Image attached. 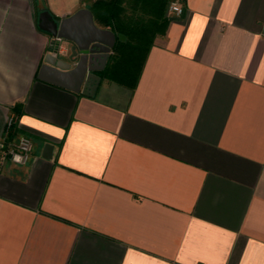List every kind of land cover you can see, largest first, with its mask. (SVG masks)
<instances>
[{"label":"crops","instance_id":"0c3cea01","mask_svg":"<svg viewBox=\"0 0 264 264\" xmlns=\"http://www.w3.org/2000/svg\"><path fill=\"white\" fill-rule=\"evenodd\" d=\"M96 1L0 0V145L33 143L0 167V264H264V0H185L93 95L39 80L40 14Z\"/></svg>","mask_w":264,"mask_h":264},{"label":"water","instance_id":"95a60500","mask_svg":"<svg viewBox=\"0 0 264 264\" xmlns=\"http://www.w3.org/2000/svg\"><path fill=\"white\" fill-rule=\"evenodd\" d=\"M38 28L51 37L71 44L66 61L54 55L47 56L38 79L86 95H93L97 89L100 77L96 73L105 69L116 39H124L96 27L88 9H81L59 23L47 11H43L39 16Z\"/></svg>","mask_w":264,"mask_h":264},{"label":"trees","instance_id":"16d2710c","mask_svg":"<svg viewBox=\"0 0 264 264\" xmlns=\"http://www.w3.org/2000/svg\"><path fill=\"white\" fill-rule=\"evenodd\" d=\"M120 0H98L92 6V13L96 22L110 29L117 37L114 46V56L108 76H131L136 57L144 54L153 44L158 34H163L171 19L166 16L171 0H133L129 6L132 16L122 17L124 9ZM147 16V20L134 17L135 13ZM17 133L14 128L7 137Z\"/></svg>","mask_w":264,"mask_h":264},{"label":"built area","instance_id":"2783aa9c","mask_svg":"<svg viewBox=\"0 0 264 264\" xmlns=\"http://www.w3.org/2000/svg\"><path fill=\"white\" fill-rule=\"evenodd\" d=\"M184 1L185 0H173L168 6L167 13L175 16L182 14ZM68 44L69 43L63 39L52 37L50 42L51 53L56 57L67 55ZM16 123L17 116L12 114L6 124V137L11 130L14 128L16 129ZM32 149L33 143L31 139L25 135L18 137L16 144L11 147H5V143H2L0 145V167L7 159L15 165L25 166L29 161Z\"/></svg>","mask_w":264,"mask_h":264},{"label":"rangeland","instance_id":"374dc122","mask_svg":"<svg viewBox=\"0 0 264 264\" xmlns=\"http://www.w3.org/2000/svg\"><path fill=\"white\" fill-rule=\"evenodd\" d=\"M105 1H108V0H105ZM120 5L121 7L124 9L123 13H122V17H130L132 16V12H131V8H129V6L132 4V1L133 0H120ZM134 17H137V18H142L143 20H147L148 17L147 16H142V14L140 13H135L134 14ZM139 62H140V56H137V59L135 61V64L133 66V68H137L138 65H139Z\"/></svg>","mask_w":264,"mask_h":264}]
</instances>
